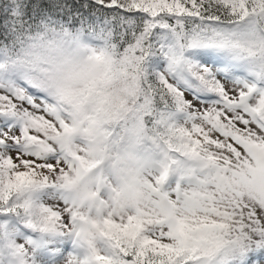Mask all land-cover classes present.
Wrapping results in <instances>:
<instances>
[{"label": "snow or ice", "instance_id": "1", "mask_svg": "<svg viewBox=\"0 0 264 264\" xmlns=\"http://www.w3.org/2000/svg\"><path fill=\"white\" fill-rule=\"evenodd\" d=\"M0 264H264V0H0Z\"/></svg>", "mask_w": 264, "mask_h": 264}]
</instances>
